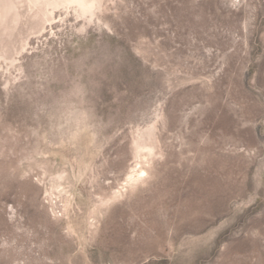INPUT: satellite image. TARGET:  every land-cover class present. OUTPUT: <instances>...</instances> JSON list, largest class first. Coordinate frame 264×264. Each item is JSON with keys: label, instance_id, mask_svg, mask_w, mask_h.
I'll return each mask as SVG.
<instances>
[{"label": "rangeland", "instance_id": "rangeland-1", "mask_svg": "<svg viewBox=\"0 0 264 264\" xmlns=\"http://www.w3.org/2000/svg\"><path fill=\"white\" fill-rule=\"evenodd\" d=\"M0 264H264V0H0Z\"/></svg>", "mask_w": 264, "mask_h": 264}, {"label": "bare ground", "instance_id": "bare-ground-1", "mask_svg": "<svg viewBox=\"0 0 264 264\" xmlns=\"http://www.w3.org/2000/svg\"><path fill=\"white\" fill-rule=\"evenodd\" d=\"M143 172V171H142Z\"/></svg>", "mask_w": 264, "mask_h": 264}]
</instances>
